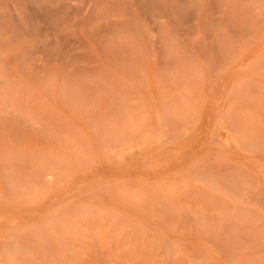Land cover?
Instances as JSON below:
<instances>
[{
  "label": "rangeland",
  "instance_id": "obj_1",
  "mask_svg": "<svg viewBox=\"0 0 264 264\" xmlns=\"http://www.w3.org/2000/svg\"><path fill=\"white\" fill-rule=\"evenodd\" d=\"M0 264H264V0H0Z\"/></svg>",
  "mask_w": 264,
  "mask_h": 264
}]
</instances>
